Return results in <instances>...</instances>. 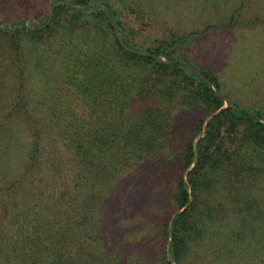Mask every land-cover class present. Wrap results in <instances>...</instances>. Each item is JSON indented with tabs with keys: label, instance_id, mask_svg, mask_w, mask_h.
Instances as JSON below:
<instances>
[{
	"label": "trees",
	"instance_id": "trees-1",
	"mask_svg": "<svg viewBox=\"0 0 264 264\" xmlns=\"http://www.w3.org/2000/svg\"><path fill=\"white\" fill-rule=\"evenodd\" d=\"M151 1L0 8V264H264V104L187 60L189 10L144 42Z\"/></svg>",
	"mask_w": 264,
	"mask_h": 264
},
{
	"label": "rangeland",
	"instance_id": "rangeland-1",
	"mask_svg": "<svg viewBox=\"0 0 264 264\" xmlns=\"http://www.w3.org/2000/svg\"><path fill=\"white\" fill-rule=\"evenodd\" d=\"M159 1L150 2L155 13H149L148 17L125 13L131 27L141 28L144 42L150 37L166 36L179 24L161 13L189 10L190 14L186 13L191 17L189 24L194 22L193 28L197 24L205 30L190 44L187 60L200 70L210 69L207 74L217 77L221 94L245 104H264V0H162L167 4L165 7ZM41 7L39 0H0L4 11L23 15H37ZM210 22L213 26H206ZM7 64V59L1 61L0 69H7ZM254 93L260 98L251 95ZM4 102L0 101V106ZM140 230L122 237L139 240L152 232L148 228Z\"/></svg>",
	"mask_w": 264,
	"mask_h": 264
},
{
	"label": "water",
	"instance_id": "water-1",
	"mask_svg": "<svg viewBox=\"0 0 264 264\" xmlns=\"http://www.w3.org/2000/svg\"><path fill=\"white\" fill-rule=\"evenodd\" d=\"M50 13H51V11H50ZM49 17H50V15H49ZM115 35H116V37H117L118 42H119L121 45H124L123 42H122V40H121V38L118 36V34L115 33ZM207 84H208V86H209L210 88H212V86H211V84H210L209 82H208ZM224 103H225V105H226V101H225Z\"/></svg>",
	"mask_w": 264,
	"mask_h": 264
}]
</instances>
